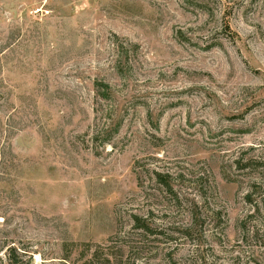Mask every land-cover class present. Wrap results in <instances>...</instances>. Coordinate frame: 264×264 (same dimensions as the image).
Listing matches in <instances>:
<instances>
[{"label":"rangeland","instance_id":"1","mask_svg":"<svg viewBox=\"0 0 264 264\" xmlns=\"http://www.w3.org/2000/svg\"><path fill=\"white\" fill-rule=\"evenodd\" d=\"M0 264H264V0H0Z\"/></svg>","mask_w":264,"mask_h":264},{"label":"trees","instance_id":"2","mask_svg":"<svg viewBox=\"0 0 264 264\" xmlns=\"http://www.w3.org/2000/svg\"><path fill=\"white\" fill-rule=\"evenodd\" d=\"M158 177L160 178V180L162 182H164V184H166L168 186V180L166 178H164L165 176H163L162 174H158ZM163 178H164V180H163Z\"/></svg>","mask_w":264,"mask_h":264}]
</instances>
